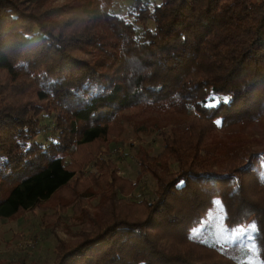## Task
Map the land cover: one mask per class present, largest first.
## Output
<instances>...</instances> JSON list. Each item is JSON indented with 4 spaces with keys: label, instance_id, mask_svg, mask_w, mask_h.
<instances>
[{
    "label": "trees",
    "instance_id": "1",
    "mask_svg": "<svg viewBox=\"0 0 264 264\" xmlns=\"http://www.w3.org/2000/svg\"><path fill=\"white\" fill-rule=\"evenodd\" d=\"M116 1L0 0V218L56 238L0 264H251L193 235L217 195L264 264V0ZM126 123L161 137L134 178L103 154Z\"/></svg>",
    "mask_w": 264,
    "mask_h": 264
},
{
    "label": "rangeland",
    "instance_id": "2",
    "mask_svg": "<svg viewBox=\"0 0 264 264\" xmlns=\"http://www.w3.org/2000/svg\"><path fill=\"white\" fill-rule=\"evenodd\" d=\"M131 3L132 0H117L112 7V11L128 15ZM42 120H45L43 115ZM133 126V123H126L124 130L119 136L121 140L119 142L112 141L109 143L107 149L104 146V152L102 151L103 154L108 156L118 157V172L132 178L136 176L138 171V164L134 157L137 144H147L154 151H158L161 146V137L157 133L137 132ZM49 136L40 134L38 138L47 140ZM100 154L101 152L98 153V156ZM258 172L264 178V162L261 164ZM147 178L151 179V177ZM148 189L149 187L147 185L146 187L143 186L133 196H139L142 191H147ZM41 214L42 210L35 208L25 216L17 219L0 218V257L15 259L22 255L27 260H35L39 263L48 262L52 259V247L56 238L54 233L43 229ZM224 216L225 203L217 195L214 197L213 206L204 214L201 225L193 231L194 237L197 239H215L219 243L227 242L230 245L236 242L242 245L243 248H246L245 252L249 254L250 260H252L250 261L251 264H260L254 254L256 246L251 228L245 224L228 227L223 223ZM58 233L62 236L65 235L62 224L58 226Z\"/></svg>",
    "mask_w": 264,
    "mask_h": 264
},
{
    "label": "snow or ice",
    "instance_id": "3",
    "mask_svg": "<svg viewBox=\"0 0 264 264\" xmlns=\"http://www.w3.org/2000/svg\"><path fill=\"white\" fill-rule=\"evenodd\" d=\"M230 101V98H225L224 102L227 103ZM218 125L221 123L220 121L216 122ZM262 252H264V246H262Z\"/></svg>",
    "mask_w": 264,
    "mask_h": 264
}]
</instances>
